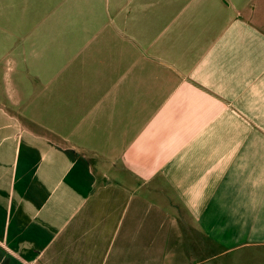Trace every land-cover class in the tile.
<instances>
[{
  "label": "crops",
  "instance_id": "1",
  "mask_svg": "<svg viewBox=\"0 0 264 264\" xmlns=\"http://www.w3.org/2000/svg\"><path fill=\"white\" fill-rule=\"evenodd\" d=\"M72 1L0 49V264H145L162 216L183 256L164 188L224 162L205 158L209 138L173 182L147 186L151 163L203 113L230 106L264 128V0Z\"/></svg>",
  "mask_w": 264,
  "mask_h": 264
},
{
  "label": "rangeland",
  "instance_id": "2",
  "mask_svg": "<svg viewBox=\"0 0 264 264\" xmlns=\"http://www.w3.org/2000/svg\"><path fill=\"white\" fill-rule=\"evenodd\" d=\"M60 2L0 0V49L15 40L12 36L19 28L38 27L41 12L72 10H67L71 8L72 0ZM53 19L60 20L57 16ZM103 20L101 18V23ZM187 83L178 78L177 92L169 100L174 101L182 94ZM144 100L146 98H132L129 104H142ZM162 101L160 98L154 104L160 105L164 103ZM235 111L229 106L203 113L198 125L181 135L183 142L171 146L161 160L151 163V170L158 168L160 171L147 186L168 179L173 182L174 178L167 175L198 167L192 152L200 142L212 138L214 142L204 146L205 158L211 162L215 159L223 161L225 174L210 178H175L173 190L164 188L170 200L163 198L162 208L174 212L181 222L183 240L178 248L183 247V256L178 251L175 254L177 241L172 237L171 218L162 216L160 229L155 232L159 234L158 238L156 235L145 236V264H264V128L256 127L258 123H254L248 113ZM150 119L151 115L148 117L146 113L145 120ZM129 132L128 139L132 142L134 136L131 133L136 130L129 129ZM229 139L239 141H227ZM240 139L251 141L241 144ZM224 140L225 144H221ZM133 147V144L129 145L128 158L133 156ZM109 161L114 165V172L120 168L133 170L129 159L110 158ZM133 183L127 180V184ZM178 212L182 216H178Z\"/></svg>",
  "mask_w": 264,
  "mask_h": 264
}]
</instances>
